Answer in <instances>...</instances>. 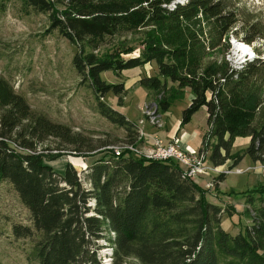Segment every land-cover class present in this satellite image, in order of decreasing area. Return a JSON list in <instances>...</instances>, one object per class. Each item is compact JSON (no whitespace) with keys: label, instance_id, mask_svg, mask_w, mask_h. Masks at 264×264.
<instances>
[{"label":"trees","instance_id":"obj_1","mask_svg":"<svg viewBox=\"0 0 264 264\" xmlns=\"http://www.w3.org/2000/svg\"><path fill=\"white\" fill-rule=\"evenodd\" d=\"M23 1L49 13L53 29L83 46L73 63L98 99L125 90L122 84L106 83L102 72L155 61L158 75L144 76L140 84L156 93L163 111L172 103L166 94L169 81L190 89L181 124L206 107L209 127L199 150L215 167L231 161L232 169L245 155L264 162V56L239 67L225 58L206 59L240 21L230 0H66L63 8L58 5L62 0ZM124 29H146L139 55L99 57L85 51ZM233 33L250 44L264 40L258 21H242ZM0 109V179L17 192L32 219V226L16 224L15 234L42 235L40 264H101L93 248L102 238L114 247V264L128 259L139 264H264V196L253 207V224L245 233L232 234L221 225L226 210L211 202L208 190L185 176L177 162L109 151L86 169L68 163L61 173L44 161L36 142L48 137L75 142L71 129L32 112L3 78ZM99 111L126 129L134 139L129 144L135 143L133 121L101 100ZM17 134H24L23 142ZM238 137L250 143L233 152ZM225 178L221 172L216 185Z\"/></svg>","mask_w":264,"mask_h":264},{"label":"rangeland","instance_id":"obj_2","mask_svg":"<svg viewBox=\"0 0 264 264\" xmlns=\"http://www.w3.org/2000/svg\"><path fill=\"white\" fill-rule=\"evenodd\" d=\"M65 2L62 0L59 7L63 8ZM230 2L239 9L240 21L226 35L225 44L210 50L206 59L230 58L235 65L234 61L242 54L246 61L264 56V40L250 44L233 33L240 28L242 21L247 20L258 21L264 28V0ZM146 37V29H124L117 35L98 40L97 47L85 46L84 49L99 57L117 53L127 58L140 54ZM238 44L249 45L252 48L250 54L246 55ZM82 47L51 27L49 13L37 11L23 0H0V78L6 79L14 91L26 99L32 112L68 126L72 136L77 138L75 142H67L48 137L36 142V150L44 156L47 164L61 173L68 163L80 170L86 169L98 157L114 152L117 147L123 152L153 159L150 155L157 140L165 145L177 141L184 147L190 143L193 148L200 149L209 127L208 112L202 107L189 123L181 124L183 110L191 100L189 88L179 89L176 83L169 81L166 94H170L172 103L167 111H163L156 93L140 84L142 77L158 75L157 63L152 61L120 72H102L101 77L106 83L122 84L125 90L121 94L109 92L98 99L73 63L74 55ZM99 100L122 112L137 125L138 136L134 144H129L134 139L127 136L125 128L100 113ZM23 136L17 134L16 137L23 142ZM249 143V138L238 137L233 152L243 151ZM12 144L18 145L16 141ZM231 166L229 161L215 167L208 160V170L226 172V178L216 185L219 174L212 173L196 182L208 190L207 197L211 202L226 210L221 218L222 227L232 234L245 233L254 221L253 207L261 204L258 197L264 196V162H255L250 155H245L240 164L232 169ZM207 182L212 185L208 187ZM16 224L32 226L30 212L12 186L0 179V260L2 264H40L37 244L42 238L41 233L19 237L14 232ZM93 249L101 264H114V247L106 239H100ZM123 264L139 262L128 259Z\"/></svg>","mask_w":264,"mask_h":264},{"label":"built area","instance_id":"obj_3","mask_svg":"<svg viewBox=\"0 0 264 264\" xmlns=\"http://www.w3.org/2000/svg\"><path fill=\"white\" fill-rule=\"evenodd\" d=\"M162 161H175L185 172V176L195 181L202 179L207 175L220 172H211L208 170V159L206 153L200 152L191 146H182L177 141H171L168 144H163L160 140L156 141L154 148V158ZM231 170H227L229 172ZM241 172L240 168H237ZM226 173V172H225ZM211 182H207V186H211Z\"/></svg>","mask_w":264,"mask_h":264},{"label":"bare ground","instance_id":"obj_4","mask_svg":"<svg viewBox=\"0 0 264 264\" xmlns=\"http://www.w3.org/2000/svg\"><path fill=\"white\" fill-rule=\"evenodd\" d=\"M238 40V39H237ZM236 43V42H235ZM240 45V46H239ZM238 46H239V48H243V50H245V54L246 55H248V54H250L249 53V50H251L252 48L250 47H248L249 45H247L246 47H245V44H238ZM246 48V49H245ZM247 52V53H246ZM242 57H244V55L242 54L241 56H239L238 57V59L236 60V61H234V63H235V65L234 66H241V65H243L244 63H245V61H246V59H244V58H242ZM253 58V57H252ZM249 59V58H248ZM229 60L230 61H232L230 58H229ZM233 62V61H232ZM233 65V64H232ZM116 150H115V154H117V156L118 155H121L122 154V152H123V149L121 150V148H119V147H117V148H115ZM207 154V153H206ZM150 157L151 158H154V151H153V153L150 155ZM184 174H185V172H184Z\"/></svg>","mask_w":264,"mask_h":264},{"label":"crops","instance_id":"obj_5","mask_svg":"<svg viewBox=\"0 0 264 264\" xmlns=\"http://www.w3.org/2000/svg\"><path fill=\"white\" fill-rule=\"evenodd\" d=\"M189 146H191V147H192V145H190V143H189Z\"/></svg>","mask_w":264,"mask_h":264}]
</instances>
